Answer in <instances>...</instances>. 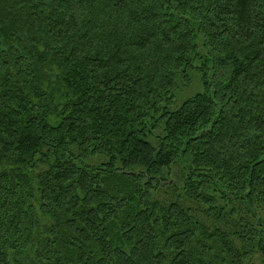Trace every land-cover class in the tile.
<instances>
[{"label":"trees","instance_id":"trees-1","mask_svg":"<svg viewBox=\"0 0 264 264\" xmlns=\"http://www.w3.org/2000/svg\"><path fill=\"white\" fill-rule=\"evenodd\" d=\"M0 264H264V0H0Z\"/></svg>","mask_w":264,"mask_h":264},{"label":"rangeland","instance_id":"rangeland-1","mask_svg":"<svg viewBox=\"0 0 264 264\" xmlns=\"http://www.w3.org/2000/svg\"><path fill=\"white\" fill-rule=\"evenodd\" d=\"M195 85H196V87H195L196 89L200 87V86H199L198 84H196V83H195ZM186 90H187V89H186ZM189 93H190V90L186 91V94H189Z\"/></svg>","mask_w":264,"mask_h":264}]
</instances>
